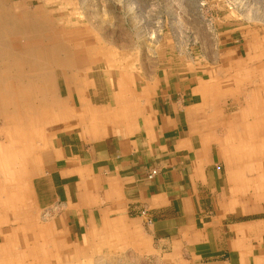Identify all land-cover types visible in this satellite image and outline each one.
Listing matches in <instances>:
<instances>
[{"label": "crops", "instance_id": "0c3cea01", "mask_svg": "<svg viewBox=\"0 0 264 264\" xmlns=\"http://www.w3.org/2000/svg\"><path fill=\"white\" fill-rule=\"evenodd\" d=\"M85 51L63 65L71 68L62 76L65 102L54 100L40 134L33 192L50 220L36 227L49 228L56 247L71 256L102 249L101 264L128 257L264 264V127L254 126L262 147L257 161L247 153L254 134L242 97L234 106L237 94H230L222 113L211 114L215 88L200 75L154 71L137 86L98 61L112 50ZM229 55L238 63L249 53L234 45ZM249 105L250 115H261ZM210 120L217 121L215 144L205 136ZM151 169L157 174L149 180Z\"/></svg>", "mask_w": 264, "mask_h": 264}, {"label": "rangeland", "instance_id": "374dc122", "mask_svg": "<svg viewBox=\"0 0 264 264\" xmlns=\"http://www.w3.org/2000/svg\"><path fill=\"white\" fill-rule=\"evenodd\" d=\"M0 1L3 4V8L0 9V37H5V43L12 45L13 50H19L22 41L26 39L30 46L34 43L41 45L38 47L41 51L48 50L55 46L56 42L59 43L64 30L65 33L72 31L74 35L69 37L71 44L82 51L83 57L87 55L85 49L112 50L108 57H98L99 62L100 59H104L108 64H111L109 70L115 71L111 74H127L137 86L151 76V72L154 71H158L159 76L162 77L167 73L175 75L186 73L189 76L198 74L208 86L215 88L214 95H211L213 96V106L210 108L211 110H207L208 113L216 114V111L222 113L224 102H229L230 94L236 93L237 100L234 106L240 103L242 97L243 115L252 119L249 124L253 126L254 139L256 136L254 126L264 127V116H261L264 115V94L260 95V93H264L261 82L264 79V73L261 74V71L264 70V0ZM17 20L22 23L20 29L16 27ZM234 45L243 47L245 51L248 50L249 56L239 60L238 63H233L230 59L231 56H226V52L234 48ZM70 50L68 55L72 53L73 56L79 51ZM47 53H42V58H40L48 66L46 70L52 72L56 103H64L62 76L66 70L71 68L65 66L53 68L51 66L53 65L52 57ZM57 53L60 56H57L59 60L65 57L63 51L58 50ZM235 63L240 67L234 73L239 74L237 79L230 76L233 75L231 71L235 67L233 66ZM249 65L252 66V69L246 68ZM1 66L4 68V64ZM85 68L78 70L81 71ZM0 71L4 76L6 70L0 69ZM20 71L24 72L25 70L21 69ZM256 85L257 88L253 90ZM235 86H237L236 92L233 90ZM7 87L0 85V94L4 97H8L10 93ZM30 89L32 90V88ZM37 90L35 86V98H31L29 103L23 99L18 102L22 109L30 110V116L33 118L30 122V125L35 127L34 136L31 137L32 141L26 143L18 160L13 164L9 163V165L11 164L10 179L0 169V181L6 186L10 184L11 187H13L14 180L17 184H21L26 193L24 198L26 209L29 210L30 218L33 219L30 226L34 225L35 229H40L36 225L47 226L50 219L43 208H38L33 184L38 176L40 141L43 137L40 134H43L49 121H42V118L36 120V114L40 115L41 112L43 116L42 112L46 110L49 113L47 115L51 116L52 99L49 93L46 94V90L42 89L39 92ZM4 99L0 101V127L4 126L3 122L6 116L13 117L12 114H8L12 112L11 108L9 109L11 112H7L5 107L3 108V104L6 103ZM18 103L11 99L10 105L15 107ZM248 105L254 111L258 109L261 115H257L258 113L250 115L247 112ZM231 113L234 114L235 111ZM212 117L215 119L213 115L208 118ZM18 120L19 118L15 116L11 122L18 124L20 122ZM216 125L217 121H207V135L205 136L213 144H215L219 133ZM226 131L223 132V135ZM257 131L262 132V130ZM4 140V135L0 133V143ZM224 141L225 138H221L218 140V144H221L222 147ZM12 148L18 151L20 146L15 144ZM213 152L214 158L218 161V153ZM220 154L228 161L225 153L220 151ZM254 158L257 161L260 160V156L254 155ZM15 176H17L16 179ZM45 235L46 240L47 238L53 240L49 228ZM56 246L57 244L53 240V246L48 248L46 254H57V258L64 264H66V260L74 261L72 264H101V258L107 255L102 249H95L93 254L71 256L69 249H61ZM111 260L114 261L110 264H153L151 259H137L133 262V257L123 259L125 263L119 262L116 258Z\"/></svg>", "mask_w": 264, "mask_h": 264}, {"label": "bare ground", "instance_id": "6f19581e", "mask_svg": "<svg viewBox=\"0 0 264 264\" xmlns=\"http://www.w3.org/2000/svg\"><path fill=\"white\" fill-rule=\"evenodd\" d=\"M0 3V9H2L3 4L1 1ZM17 21L18 22L15 23L16 27L20 29L22 23L19 20ZM70 35L73 36L74 33L72 34V31L70 33H65L64 30L60 38L61 42L58 41L59 43L56 42V45L51 49H43L42 51L38 48L41 47V45L32 43L30 46L27 43V39L23 40L22 37L21 39L23 41L19 50H13L11 48L12 45L5 43V37H0V69L6 70L4 76L1 75L2 71H0V85L8 86L7 88L10 91L8 97H4L0 94V101L5 98L4 100H6V103L3 104V108L5 107L7 112L12 111L8 114H12L13 117L16 116L19 118L18 121H20L18 124L11 122L13 117L6 116L3 122L4 126L0 127V133L5 137V140L0 143V169L5 176H9V179L11 176V164L9 165V163L12 162L13 164L14 161L18 160V156L22 153L26 143L30 140L32 141L31 137L34 136L33 132L35 131V127L30 125V122L33 120L30 116V110L27 108L22 109L18 102H20V99H23V101L29 103V100L36 95L34 91L35 86L38 89L37 92L42 89L46 90V94L48 95L49 93L52 102H54V79L52 72L46 70L48 66L41 60V54L48 52L47 54L52 57L51 61L53 65L51 66H53V68L70 65V56L68 55L71 51L70 49L79 50V48L72 46L71 40L69 39ZM58 50L65 53V57L61 60L58 59V57H60L57 53ZM2 64H4V68L1 66ZM21 69L25 71L21 72ZM262 73H264V70L261 71V74ZM261 82L264 87V79ZM263 87L262 89H264ZM30 88H32V90ZM256 88L257 85L253 90ZM10 98L12 101L18 103L15 107H11ZM37 99L39 100L40 98ZM40 101L42 102V100ZM52 102L51 105L53 104ZM10 108L11 111L9 110ZM251 110L254 111L253 108ZM42 113L43 116L41 112L40 115H38V113L36 114V120L41 118L42 121L47 120L49 116L45 111ZM15 144L20 146L18 151L12 148ZM235 149L237 154L240 155L241 152H239L238 148L235 147ZM248 149L249 151L247 153L250 157H254L255 155L261 158L262 147L255 139L253 140L250 138ZM240 159L241 157H239V160ZM16 178L17 176H15V179ZM9 183H11V181H9ZM25 195L26 193L23 187H21V184H17L15 180L13 182V187H11L10 184L6 186L0 181V264H64L63 261L57 258V254H46L48 248L53 246V240L51 239L50 241L48 238L46 240V233L42 228L35 229L33 227L34 225L32 227L30 226L33 223L31 222L33 219L30 218L31 215L29 214V210L26 209L24 201ZM36 230L37 232H35ZM30 235L33 238H31ZM65 263L71 264L70 260H66Z\"/></svg>", "mask_w": 264, "mask_h": 264}, {"label": "built area", "instance_id": "2783aa9c", "mask_svg": "<svg viewBox=\"0 0 264 264\" xmlns=\"http://www.w3.org/2000/svg\"><path fill=\"white\" fill-rule=\"evenodd\" d=\"M157 174V170L156 169H151L148 174H147V178L150 180L152 178H154V176Z\"/></svg>", "mask_w": 264, "mask_h": 264}]
</instances>
